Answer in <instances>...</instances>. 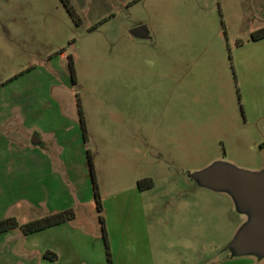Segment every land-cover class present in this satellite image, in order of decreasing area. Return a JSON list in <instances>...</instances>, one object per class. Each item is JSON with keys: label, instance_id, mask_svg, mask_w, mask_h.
<instances>
[{"label": "rangeland", "instance_id": "rangeland-1", "mask_svg": "<svg viewBox=\"0 0 264 264\" xmlns=\"http://www.w3.org/2000/svg\"><path fill=\"white\" fill-rule=\"evenodd\" d=\"M262 30L264 0H0V221L71 209L140 230L130 264H234L252 212L207 176L264 173Z\"/></svg>", "mask_w": 264, "mask_h": 264}, {"label": "crops", "instance_id": "crops-1", "mask_svg": "<svg viewBox=\"0 0 264 264\" xmlns=\"http://www.w3.org/2000/svg\"><path fill=\"white\" fill-rule=\"evenodd\" d=\"M104 225L107 241L111 247L110 259L108 260L107 258L108 264H115V258L118 257L119 259V254L122 252L126 253L127 249L128 255L126 257L128 263L130 264L132 260L134 262V255L136 254H133L134 249L132 250L131 248L137 246L135 235H138L141 231L137 230L136 233L135 229L130 228L123 233H119V230H110L105 220ZM144 239L142 238V241L145 242ZM125 245L127 249L124 248ZM119 247L124 249H114ZM91 248L98 249L96 254L99 257H103L104 252L106 254L104 240L102 234L99 233L98 226L94 224L89 229L87 226L79 224L78 215L76 214L70 222L56 225L31 235L25 236L18 229L1 233L0 264H88L91 253L89 250ZM47 252L55 254L56 259L52 261L46 258L45 254ZM230 258L219 262V264H229L231 262ZM234 258L238 259L233 261L234 264L240 262V258L246 264H264V256L245 254Z\"/></svg>", "mask_w": 264, "mask_h": 264}, {"label": "water", "instance_id": "water-1", "mask_svg": "<svg viewBox=\"0 0 264 264\" xmlns=\"http://www.w3.org/2000/svg\"><path fill=\"white\" fill-rule=\"evenodd\" d=\"M130 34L147 37L143 26L132 29ZM207 181L229 187L236 193L239 202L251 209L248 227L238 238L240 254L264 256V173L252 176L232 168H216L208 174Z\"/></svg>", "mask_w": 264, "mask_h": 264}, {"label": "trees", "instance_id": "trees-1", "mask_svg": "<svg viewBox=\"0 0 264 264\" xmlns=\"http://www.w3.org/2000/svg\"><path fill=\"white\" fill-rule=\"evenodd\" d=\"M263 38H264V30L258 32L257 34H254L251 39L253 41H257V40H260ZM90 174L92 177L95 202H96L98 211H100L101 209H100V205H99V201H98L96 187L94 185L93 170H92L91 165H90ZM138 186H139V189L142 190L141 185H138ZM149 187H150V185H149ZM74 217H75L74 211L71 209H67V210L60 211V212H52V213L47 214V215H45L39 219H36L34 221H31V222H28V223L22 224V225L18 224L16 222V220L13 218H7V219H3L0 221V234L11 231V230L19 229L23 235H25V236L31 235V234L37 233L39 231H42L44 229H47V228H50V227H53L56 225H60L63 223L70 222L74 219ZM99 224H100V228H101V234H102V237L104 240L107 258L109 260L110 259L109 246H108L107 237H106L104 220L102 217H99ZM45 257L52 260V261H54L56 259V255L53 253H50V252H47L45 254Z\"/></svg>", "mask_w": 264, "mask_h": 264}]
</instances>
